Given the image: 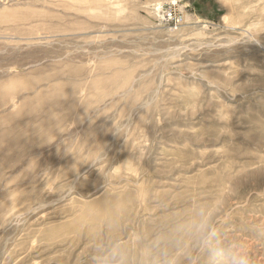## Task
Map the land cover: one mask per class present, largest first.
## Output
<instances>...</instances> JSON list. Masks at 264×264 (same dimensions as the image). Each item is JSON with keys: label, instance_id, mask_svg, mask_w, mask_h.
<instances>
[{"label": "rangeland", "instance_id": "1", "mask_svg": "<svg viewBox=\"0 0 264 264\" xmlns=\"http://www.w3.org/2000/svg\"><path fill=\"white\" fill-rule=\"evenodd\" d=\"M172 1L0 0V264H264V0Z\"/></svg>", "mask_w": 264, "mask_h": 264}, {"label": "clouds", "instance_id": "2", "mask_svg": "<svg viewBox=\"0 0 264 264\" xmlns=\"http://www.w3.org/2000/svg\"><path fill=\"white\" fill-rule=\"evenodd\" d=\"M91 162L95 163L96 161ZM83 178L86 180L87 175L85 174ZM222 264H252V261L250 255L243 248H238L233 250L228 256L223 257Z\"/></svg>", "mask_w": 264, "mask_h": 264}, {"label": "built area", "instance_id": "3", "mask_svg": "<svg viewBox=\"0 0 264 264\" xmlns=\"http://www.w3.org/2000/svg\"><path fill=\"white\" fill-rule=\"evenodd\" d=\"M172 5H176L177 4V1L176 0H173L171 2ZM169 18H171V16L168 15ZM174 19L177 21V23H179L180 21H178V17L174 15Z\"/></svg>", "mask_w": 264, "mask_h": 264}, {"label": "bare ground", "instance_id": "4", "mask_svg": "<svg viewBox=\"0 0 264 264\" xmlns=\"http://www.w3.org/2000/svg\"><path fill=\"white\" fill-rule=\"evenodd\" d=\"M72 108V106H70ZM74 108V107H73ZM71 110V109H70Z\"/></svg>", "mask_w": 264, "mask_h": 264}]
</instances>
